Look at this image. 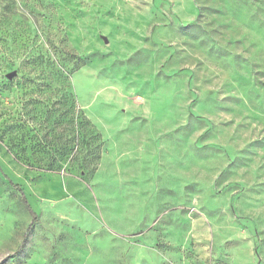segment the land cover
<instances>
[{
	"label": "rangeland",
	"instance_id": "obj_1",
	"mask_svg": "<svg viewBox=\"0 0 264 264\" xmlns=\"http://www.w3.org/2000/svg\"><path fill=\"white\" fill-rule=\"evenodd\" d=\"M0 264H264V0H0Z\"/></svg>",
	"mask_w": 264,
	"mask_h": 264
},
{
	"label": "trees",
	"instance_id": "obj_2",
	"mask_svg": "<svg viewBox=\"0 0 264 264\" xmlns=\"http://www.w3.org/2000/svg\"><path fill=\"white\" fill-rule=\"evenodd\" d=\"M74 56V54H72V57ZM54 65V63L52 64ZM51 65V66H52ZM69 110L71 111L72 116L75 119V122L72 124V126H76V128H78V132L75 133V135L72 137V142H73V146L72 149H70L69 152L66 151V146H61L58 147L54 150V154L55 155H62L64 153L67 152V154H70V152L73 150L74 146L80 145V143L82 144L83 141L80 138V133H79V129L82 127H88V131L90 138L95 139L96 137H98V133H96L95 131H93V126H91V124L89 123L88 120L85 119V117L83 116L81 120L77 121L78 118V107L75 104V101L73 102V104L69 107ZM87 131V129H86ZM87 131V132H88ZM45 138H47V136L45 135ZM89 146L91 147V149L89 150L88 154L92 155L93 159L98 160L99 156H100V148H101V142L98 144H94V142L91 140L90 142H88ZM49 168H53L56 167L53 164L52 165H48ZM9 184L12 187V189L17 193L18 195V199L20 201V203L22 204L23 208L27 211L29 217H30V223L28 228H30L32 226V223L38 220V215L37 213L33 210V208L31 207L27 196L23 190V188L21 187L20 184H18L17 182H14L12 180H9Z\"/></svg>",
	"mask_w": 264,
	"mask_h": 264
},
{
	"label": "water",
	"instance_id": "obj_3",
	"mask_svg": "<svg viewBox=\"0 0 264 264\" xmlns=\"http://www.w3.org/2000/svg\"><path fill=\"white\" fill-rule=\"evenodd\" d=\"M15 74H16L15 72H10V73H7V74H6V77H7L8 79H11Z\"/></svg>",
	"mask_w": 264,
	"mask_h": 264
}]
</instances>
